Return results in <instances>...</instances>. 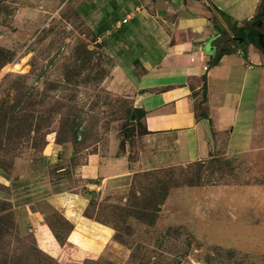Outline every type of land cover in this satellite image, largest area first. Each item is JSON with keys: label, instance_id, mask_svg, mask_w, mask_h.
Returning a JSON list of instances; mask_svg holds the SVG:
<instances>
[{"label": "rangeland", "instance_id": "rangeland-1", "mask_svg": "<svg viewBox=\"0 0 264 264\" xmlns=\"http://www.w3.org/2000/svg\"><path fill=\"white\" fill-rule=\"evenodd\" d=\"M75 1L0 0V264H44L18 208L65 235L41 192L83 191L88 154L113 146L137 165L91 196L88 216L115 234L95 264H264V148L147 169L132 121L138 68L97 44Z\"/></svg>", "mask_w": 264, "mask_h": 264}, {"label": "crops", "instance_id": "crops-1", "mask_svg": "<svg viewBox=\"0 0 264 264\" xmlns=\"http://www.w3.org/2000/svg\"><path fill=\"white\" fill-rule=\"evenodd\" d=\"M261 1H75L77 16L97 44L138 68L132 99L134 108L145 112L141 123L148 134L143 139L151 150L147 169L264 148V53L246 44L210 65L221 49L214 9L241 27L257 15ZM115 150L88 154L78 170L83 191L41 192L48 207L70 225L64 242L57 241L41 211L18 208L16 222L31 234L44 264H95L113 242V229L85 211L90 193L110 179L130 176L129 165H137Z\"/></svg>", "mask_w": 264, "mask_h": 264}, {"label": "trees", "instance_id": "trees-1", "mask_svg": "<svg viewBox=\"0 0 264 264\" xmlns=\"http://www.w3.org/2000/svg\"><path fill=\"white\" fill-rule=\"evenodd\" d=\"M215 12L218 15V17L222 20L223 24L226 25V29H227L226 30L223 27V25L220 24L217 21V24L215 25V28H216V31H217L218 39L222 36L224 38V43H237V40L236 39L237 38H241V39L244 40V42H243L244 44L234 46L231 49L221 48L220 51L218 52L217 56L215 57V59L213 61H211V64L210 65H213L214 63H216L219 60V58L222 55H224L225 53H230L231 51L236 50V49H243V47L246 44H253L256 47H258L257 46V43H256L257 35L260 34V33H263L264 34V31H262V30L260 31L258 29L251 28V25L253 23H255V22H261L262 23V26H263L264 0L261 1L258 14L253 19L247 21L241 27L237 26V23L236 22H231L230 19H229V17H227L226 14H224L223 12H221L220 10H218L217 8H215ZM227 32L229 33V35L227 34ZM261 51L264 53L263 50H261ZM7 59L8 58L5 56L4 53L3 54L0 53V65L3 64V63H5V62H7ZM135 113L137 114V116H134L133 115L132 116L133 117L132 118V121H137L136 125L141 130V132L143 134H148V132L146 131V129L143 127V125L141 123V120L145 116V112L143 110H141V109H135ZM123 134L126 135V138L127 139H130L133 136V134L130 131H126L125 129L123 130ZM17 136H19L18 133L16 135H14V137H17ZM92 194L91 193L89 194L90 195V202H91V196H92ZM89 205H90V203H89ZM55 213L66 224V226L68 228V231L66 232V234L65 235H62V236L61 235L59 236L56 233V231L53 230L55 232V237L57 238V241L59 243H62L66 239V236H67V234H68V232L70 230V225H69V223L62 216H60L57 212H55ZM85 216L86 217H89V218H93L91 216H88L87 210L85 211ZM96 221L97 222H100L98 220H96ZM100 223L104 224L103 222H100ZM49 226L52 228V226H51L50 223H49ZM36 250L39 251L37 248H36ZM39 253L41 254V256L43 258L42 253L40 251H39Z\"/></svg>", "mask_w": 264, "mask_h": 264}, {"label": "water", "instance_id": "water-1", "mask_svg": "<svg viewBox=\"0 0 264 264\" xmlns=\"http://www.w3.org/2000/svg\"><path fill=\"white\" fill-rule=\"evenodd\" d=\"M251 28H254V29H258V30H262V23L261 22H255L251 25ZM237 42H238V45H242L244 44V40L241 39V38H237L236 39ZM256 43H257V46L264 51V34L263 33H260L257 35V39H256Z\"/></svg>", "mask_w": 264, "mask_h": 264}]
</instances>
